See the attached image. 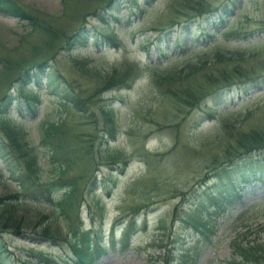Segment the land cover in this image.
I'll return each mask as SVG.
<instances>
[{"label": "rangeland", "instance_id": "1", "mask_svg": "<svg viewBox=\"0 0 264 264\" xmlns=\"http://www.w3.org/2000/svg\"><path fill=\"white\" fill-rule=\"evenodd\" d=\"M15 1L42 27L36 30L29 20L0 10V100L10 85L8 92L15 98L7 113L0 114V198L20 194L10 224L19 222L25 230L15 234V229L0 227V264H74L67 218L56 205L68 188L60 186L64 181H74L79 188L76 198H81L83 230L102 229L105 235L107 252L93 264H161L160 256H175L182 246H194L198 236L184 229L177 211L199 205L212 191L222 189L236 172L218 178L214 169L244 151L240 144L244 132L264 129V0H113L111 11L103 8L109 0ZM228 4L223 16L209 18V11L219 8L223 13ZM97 11L105 20L95 15ZM178 22L191 24L179 44L176 30L182 24ZM85 25L107 35L95 31L86 47L66 49L68 36ZM218 54L231 59L222 67L237 66L250 78L238 74L233 87L219 94L217 86L205 85L194 106L177 103L166 94L169 87L177 86L178 76L206 61L213 63ZM47 59L55 65L52 85L46 78L30 83L28 89L14 82L16 62L26 60L30 65ZM124 64L134 66L138 79L129 88L96 93L104 88L105 73ZM200 82L198 72L178 84L189 86L178 87L197 88L192 84ZM66 93L78 101L77 107L67 102ZM28 95L34 96L30 102L36 111L29 107ZM105 105L115 112V140L109 135L108 141L102 140ZM249 111L254 114L245 120ZM62 120L88 151L78 165H62L64 160L60 155L52 157L42 140L45 124ZM234 122L235 127L223 135L224 126ZM5 126L21 129L25 138L19 143L37 153L42 166L37 183L25 176L24 148L11 141ZM64 169L67 172L51 202L42 184L59 180ZM259 174H250L252 182L240 191L243 201L218 219L200 242L193 264L241 260L239 247L264 243V184L254 180ZM22 180L27 181L25 187ZM31 183L39 187L37 197L30 195ZM68 214L71 225L80 223L75 211ZM131 221L133 234L123 245L122 231ZM45 231H59V236L42 237Z\"/></svg>", "mask_w": 264, "mask_h": 264}, {"label": "trees", "instance_id": "2", "mask_svg": "<svg viewBox=\"0 0 264 264\" xmlns=\"http://www.w3.org/2000/svg\"><path fill=\"white\" fill-rule=\"evenodd\" d=\"M113 0H109L108 3L103 7L104 10H110V8L113 7ZM139 6V5H137ZM0 10L2 12L11 14L16 17H20L22 19H27L30 21L32 27L34 29L41 28L40 22L37 20V18L34 17V15L31 14V12L26 11L19 3H17L15 0H0ZM223 13L219 12L220 9L211 10L208 12L210 15L209 18H212L215 16V14H220V16H223L224 13H227L229 11V4L224 5L222 7ZM111 11V10H110ZM109 11V12H110ZM101 11L95 12V15L98 18H101L105 20L103 13H100ZM219 16V17H220ZM207 17L206 19L209 20ZM227 17H225L226 19ZM182 24L180 26L179 30H176V37L175 41L179 44L181 39L190 32V26L191 24L186 22L185 24L178 22ZM95 31H98L97 33ZM91 29L87 25L82 26L74 35H70L67 38V46L65 45L66 49H74L75 47H86L90 43V38L93 37L96 33V35L101 36L105 33V31L98 29L96 30ZM107 33H105V36ZM209 38L212 37L210 34H205ZM51 38H54L53 36H50ZM114 39V38H113ZM114 41V40H113ZM56 45L55 43H52V46ZM161 50V49H160ZM162 51V50H161ZM34 56H38V54H35ZM242 59V57H241ZM226 60H231L229 58H226L224 54H218L215 58V61L213 63H210L209 61H206L204 63H201V65H196L190 70V72H187V74H184V76H178L175 79V84L177 86L175 87H169L167 89V95L170 98H173L177 103L187 105V106H194L198 104V102L201 100V98L204 95V91L199 92L201 90V87H205V85H215L217 86L215 89L216 94H219L220 92L224 90H229L234 85V79H236L237 75L239 74L240 77H248L250 78L249 74H245L244 72H240L239 67L234 66L233 68H224L221 66V64L225 63ZM50 60H42V61H35L30 65H27L26 60H20L18 62H12L15 63L16 66L14 68H17V77H15L14 82L19 83V87L28 89V86L32 82L39 83L40 81H43L44 78L47 79L49 85H52L55 80H53V68L54 63L49 64ZM213 65V67L210 69L211 71H208L206 69H209V66ZM124 64V67L119 68L115 67L112 71L106 72L104 77V88H101L96 93H99L101 90L109 89V88H116L118 90L129 88L133 82H135L138 79L139 74L134 73V66ZM12 72V69L10 70V74ZM200 74L201 82L200 84H192L197 86V88L185 87V88H179L178 86H189L185 83H182L178 85L180 82L188 79L189 76L193 74ZM11 84V83H10ZM11 88V85H10ZM10 88L5 92V96L0 100V114H6L9 105L11 104V98L13 99L14 96H12L8 91ZM211 88V87H209ZM34 90L29 89V93H32ZM164 92L162 91V94ZM98 95V94H97ZM67 102L68 103H74L75 107H77V102L74 97H71L70 93L65 94ZM28 100L29 107H32L36 111L35 104L30 102L31 98L34 97L32 95L26 96ZM15 99V98H14ZM104 113V135L102 136V140L106 139V136L109 135L111 139L115 140L117 139L118 135V125L116 121V116L113 108L108 107L107 105L103 108ZM210 113V112H209ZM211 114V113H210ZM254 112L249 111L246 116L245 120L250 119L253 116ZM34 115H36L34 113ZM68 122L65 120H62L61 123H46L43 131V137L42 140L49 146V149L52 152V157H56L57 155H60V159L64 160V164H70V165H78L81 161L85 160L88 156V151L85 152V146L83 148L81 147V139L79 136H76L73 134L74 130L73 128L67 124ZM236 123L234 122L231 125L226 124L224 126V132L231 130L235 127ZM229 128V129H228ZM5 131L8 137L11 139L12 142H15L18 147L24 148L22 156L24 160L27 163L28 170L23 171L26 177L33 178L34 182L37 183L38 180H40L39 173L42 171V166L39 163L38 155L37 153L32 149L28 148L24 143H19L20 139L25 138V134L20 129L13 126H5ZM242 139L240 140V144L243 146L244 151L239 154L238 157H234L229 160V162L223 164L217 168L214 169V175L215 177L221 178L223 175H227L228 172L231 170L232 172H236L234 174L235 179H241L238 180V182L234 181L235 179L226 180L225 184L226 186L234 185V183L241 184L243 181L245 182H252L250 174L256 173L257 167L262 164V169H260V176H256L254 180L256 182L260 181L264 184V129L262 127H258L256 129L250 130V132H244L243 135H241ZM108 137V136H107ZM24 144V145H23ZM75 146H78L75 148ZM87 149V148H86ZM67 152V153H65ZM92 163L89 164L88 171L92 170ZM244 170V171H243ZM67 172V169H64L61 171V177L59 180L54 182H45L44 185L42 184V187H44L47 198L49 201H54L52 198L53 193L55 192V187L58 185L59 181L64 178L62 175H64ZM34 174V175H32ZM248 175L249 179L243 178V175ZM33 176H36L34 178ZM208 177V176H207ZM97 179V176H94V184ZM31 183L30 189L32 190L30 195L31 197H37L36 194V187L35 184ZM27 184L26 180L21 181V186L25 187ZM60 186L66 187L65 193L58 199L56 202L57 207L60 209L63 216L67 218L64 222L66 223L69 231L67 232V235L71 236V240L69 241L70 245L72 246V260L74 264H93L98 258H100L102 255H104L107 252V246L104 243L105 235L103 234V230L99 229L97 231L95 230H83L81 226L80 221V215H79V209H80V199H77L78 197V186L74 181H64ZM241 188L237 186H233V188H230V190H220L216 196L209 195L207 197H204L202 201H200V204H196L193 207H190L189 209H183L184 211H177V216L180 215L179 221L183 224L184 229H190L193 233H195L198 237L196 239V243L194 246H182L179 251L175 253V256L172 253H169L168 256L165 254L163 256H160L163 261L161 264H188L193 260L191 264L194 263L196 257L199 254V250L202 247L200 246V242L204 241L203 238L210 235V233L214 230L215 226L218 223V219L222 216H224L228 211H230L237 203L241 202L240 196L237 194L240 191ZM20 194L16 193L11 196L0 198V227L3 229H15V234H22L25 232L23 230V225L18 222V224L12 225L10 224L13 220V216L16 211V204L20 201ZM69 211H75L77 221L80 223H74L71 225V221H69L68 217L70 214H68ZM48 217V216H46ZM58 220V219H57ZM60 222V220L58 221ZM134 221H131L128 223L122 231L123 237L121 241L123 242V245H127L130 243L131 236L133 234V228H134ZM60 224V223H57ZM60 226V225H59ZM0 231H3L1 230ZM50 228V227H49ZM46 232V231H45ZM42 237H52L59 236L58 233L55 232L54 234H51L50 232H46L44 234L41 233ZM115 236L112 233L111 236V244L114 246L117 242H115ZM120 241V242H121ZM240 252L239 255L241 257V260H238V258L231 259L228 261L227 264H259L262 259H264V243H258L256 245L250 246V247H239ZM1 252V250H0ZM69 257V256H68ZM69 261V260H67ZM71 264V263H70Z\"/></svg>", "mask_w": 264, "mask_h": 264}]
</instances>
